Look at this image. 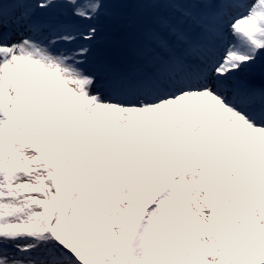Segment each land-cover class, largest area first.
Returning <instances> with one entry per match:
<instances>
[{
	"label": "snow or ice",
	"instance_id": "1",
	"mask_svg": "<svg viewBox=\"0 0 264 264\" xmlns=\"http://www.w3.org/2000/svg\"><path fill=\"white\" fill-rule=\"evenodd\" d=\"M0 264H264V0H0Z\"/></svg>",
	"mask_w": 264,
	"mask_h": 264
},
{
	"label": "rangeland",
	"instance_id": "2",
	"mask_svg": "<svg viewBox=\"0 0 264 264\" xmlns=\"http://www.w3.org/2000/svg\"><path fill=\"white\" fill-rule=\"evenodd\" d=\"M120 38L121 37H120V35L118 33H114V32H109L108 33V39L111 40V41H113V39H114V41L115 40H119Z\"/></svg>",
	"mask_w": 264,
	"mask_h": 264
}]
</instances>
